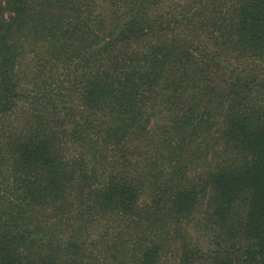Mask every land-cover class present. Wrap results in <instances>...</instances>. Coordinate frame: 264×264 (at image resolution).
Returning <instances> with one entry per match:
<instances>
[{
    "label": "trees",
    "instance_id": "obj_1",
    "mask_svg": "<svg viewBox=\"0 0 264 264\" xmlns=\"http://www.w3.org/2000/svg\"><path fill=\"white\" fill-rule=\"evenodd\" d=\"M171 253L264 264V0H0V264Z\"/></svg>",
    "mask_w": 264,
    "mask_h": 264
},
{
    "label": "rangeland",
    "instance_id": "obj_2",
    "mask_svg": "<svg viewBox=\"0 0 264 264\" xmlns=\"http://www.w3.org/2000/svg\"><path fill=\"white\" fill-rule=\"evenodd\" d=\"M244 201H241L237 204L236 206V213L238 218H242V215L244 214L245 206H244ZM201 236L200 234H198ZM204 240H206L204 238ZM207 244V243H206ZM210 243H208L209 246ZM207 251V250H206ZM174 253H171V255L167 258V261L164 264H177V256L173 255Z\"/></svg>",
    "mask_w": 264,
    "mask_h": 264
}]
</instances>
